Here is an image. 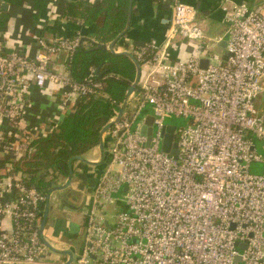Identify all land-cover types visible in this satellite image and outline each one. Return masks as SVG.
<instances>
[{
    "label": "built area",
    "instance_id": "built-area-1",
    "mask_svg": "<svg viewBox=\"0 0 264 264\" xmlns=\"http://www.w3.org/2000/svg\"><path fill=\"white\" fill-rule=\"evenodd\" d=\"M163 1L171 3L163 40L137 46V88L121 117L114 121L115 110L109 118L105 167L85 183L78 248L45 228L40 234L46 191L9 175L8 161L51 130L25 120L32 87L58 86L66 104L101 83L94 71L77 81L64 63L55 68L79 46V33L40 37L32 55L0 39V127L9 128H0V264H65L64 249L69 264H264V154L255 143L264 150V108L255 106L264 92V0H220L217 36L193 5ZM171 116L187 118L174 126L175 157L161 150Z\"/></svg>",
    "mask_w": 264,
    "mask_h": 264
},
{
    "label": "trees",
    "instance_id": "trees-1",
    "mask_svg": "<svg viewBox=\"0 0 264 264\" xmlns=\"http://www.w3.org/2000/svg\"><path fill=\"white\" fill-rule=\"evenodd\" d=\"M152 1L158 3L162 0ZM128 2H73L67 4L64 16L79 25L92 26L93 30L86 35L99 43H107L123 29ZM128 45L125 43V46ZM137 49V46L132 48L134 55ZM59 59L73 80L82 81L94 71L101 86L94 93L79 96L71 114L51 124V130L45 136L32 139L24 153L8 161L9 175L19 176L25 185L41 191H47L51 181L67 176L70 157L84 155L98 144L100 129L108 122L113 111L118 109L135 73L134 64L127 56L112 54L104 48H94L87 40L76 47L70 58L62 54ZM3 138L7 142L11 140L8 135H3ZM46 176L51 178L47 182L44 181Z\"/></svg>",
    "mask_w": 264,
    "mask_h": 264
},
{
    "label": "crops",
    "instance_id": "crops-1",
    "mask_svg": "<svg viewBox=\"0 0 264 264\" xmlns=\"http://www.w3.org/2000/svg\"><path fill=\"white\" fill-rule=\"evenodd\" d=\"M80 1L92 2L93 0H0V39L8 49L19 50L28 55H32L37 49V41L41 37H38L39 35H42V37L45 36L44 38H51L68 37L79 33L81 37L87 38L86 40L92 43L91 40L93 39L86 35L87 32L93 30L92 26L79 25L76 21L64 16L67 4ZM183 1L196 8L197 18L206 33L211 36H217L223 33L224 23L223 12L219 6L220 0ZM234 1L254 4L262 0ZM2 4L6 5L5 10L1 8ZM170 5L171 3L165 1L155 3L152 0H132L129 27L115 42L113 46L114 50L116 52L127 50L132 53L133 47L141 46L144 43L154 42L155 44H159L163 40L164 32L169 21ZM125 25L126 22L124 27ZM109 42L104 44H108ZM125 43H129V45L125 46ZM60 65H62V62H60L58 57L55 68L60 70ZM29 99V104L25 108V120L27 123L43 129L51 126L53 123L59 122L66 114H71L78 98H70L66 104H63L61 88L48 85L40 89L32 87ZM255 106L258 110L264 108V92L256 97ZM0 128L5 131L9 129L6 125H2ZM259 149L264 154V150L260 146L257 150L259 151ZM93 151L94 148L90 149L88 151L90 156L86 158L97 161L99 158V150H97L98 155L96 157L93 156ZM83 156L85 157V155ZM106 160L107 154L102 163L89 165L90 169L86 170L89 177L83 174L87 178V181L90 183L97 181L99 174L105 167ZM253 166L256 167V164ZM85 177L83 183L85 182ZM59 212L56 210L53 211L51 219L58 217ZM62 212L64 213V211ZM79 223L80 220L77 222V227H74L72 231L76 248L79 247L81 241V225ZM49 226H54V223ZM45 229H47V226Z\"/></svg>",
    "mask_w": 264,
    "mask_h": 264
},
{
    "label": "water",
    "instance_id": "water-1",
    "mask_svg": "<svg viewBox=\"0 0 264 264\" xmlns=\"http://www.w3.org/2000/svg\"><path fill=\"white\" fill-rule=\"evenodd\" d=\"M1 8L5 10L6 5L2 4ZM131 8H132V0H129L126 25L124 29L114 39H112L108 44L98 43V42L91 40L95 48H104V49L109 50V52H111L112 54H120V55L127 56L134 64V68H135L134 78L125 91L124 99L122 103L120 104V107L116 113L114 121H117L121 117L122 113L124 112L130 96L132 95V93L135 92L137 88L138 80L140 77V62L137 60L134 54L127 50L116 52L113 48L118 38H120V36H122L129 27L130 19H131ZM3 16L5 15L3 14ZM86 39L87 38L85 37H81L79 44H81V42ZM224 45H225V41H222L221 46L224 47ZM206 64H207V60L201 59L200 61L201 67H205ZM152 121H153V116L147 115L145 118L144 124L141 128V132L145 134L147 137V141H146L147 144L149 143L150 136L152 133ZM110 124L111 122H107L99 131V135H98L99 140H98V146H97L99 150V158L97 161L89 160L83 155H74L68 159V173H67L64 183L59 184V185H56L55 184L56 182L54 181H51L49 183V188L46 191V201H45V206H44L43 215H42V219L40 223V229H39L41 235H43V230L46 224L53 225L54 223V220H52L51 218H48V212L53 206L64 211L66 220H70L71 213L74 212L76 209L74 207H70L67 204H64L66 199L73 201L75 203V206L77 204L78 205L80 204L84 196L83 193L81 191H76L72 189L70 185L72 176H73L72 161L79 160L88 165H97V164L102 163L106 157V144H105L104 135ZM174 129L175 127L173 125L171 124L166 125L165 132L162 138L161 150L175 157L178 153V150L176 147V142L173 139ZM104 223L106 224V222ZM61 252L68 255V260L66 261L65 264H69L73 257L72 252L68 249L66 250L64 249V251H61Z\"/></svg>",
    "mask_w": 264,
    "mask_h": 264
},
{
    "label": "rangeland",
    "instance_id": "rangeland-1",
    "mask_svg": "<svg viewBox=\"0 0 264 264\" xmlns=\"http://www.w3.org/2000/svg\"><path fill=\"white\" fill-rule=\"evenodd\" d=\"M111 53V52H110ZM122 103V102H121ZM120 103V104H121ZM119 104V107H120ZM118 107V109H119ZM117 109V110H118ZM149 112H151L150 107L147 105L143 108L141 114L138 116L137 120H139L143 114H148ZM167 124H171L173 126H175L176 128H179L180 126H184L187 123V118L185 117H176V116H171L166 120ZM256 146L257 148H259L260 146V141H256ZM94 148L93 151V156L96 157L98 155V149H97V145ZM260 151V149H259ZM85 157L90 156L88 152H86ZM73 176H72V180H71V188L76 190V191H82L84 192V201L86 200V196L88 195V191L84 188L85 187V183L87 182V176H88V172L86 171L87 169H90L89 165L86 163H83L79 160H74L73 161ZM254 164V163H253ZM253 171H260L261 169V164H256V167L253 166ZM86 175L85 176H83ZM85 179V182L83 183V180ZM66 177H61L59 178L57 181H55L56 185L62 184L64 183ZM51 178L50 176H46L44 178V181H49ZM85 189V190H84ZM63 213V212H62ZM60 213L58 217L53 218L54 220V226H48L47 227V231L50 233H53L59 237H61L62 239L66 240V241H71V239L74 241L73 238V228L77 227V222L80 220L81 217V209H76L74 212L71 213V218L70 220H66L65 218V213ZM53 215V213H51V211L49 212L48 218H51V216ZM55 216V215H54ZM65 222V223H64ZM77 238V237H76ZM52 259H57L58 256L57 254H51Z\"/></svg>",
    "mask_w": 264,
    "mask_h": 264
},
{
    "label": "flooded vegetation",
    "instance_id": "flooded-vegetation-1",
    "mask_svg": "<svg viewBox=\"0 0 264 264\" xmlns=\"http://www.w3.org/2000/svg\"><path fill=\"white\" fill-rule=\"evenodd\" d=\"M81 202H82V204L81 205H76L75 206V203L73 202V201H70L69 199L67 200L66 199V201H65V203L64 204H67V205H69L70 207H74L75 209H81L82 207H83V202H84V196H83V198H82V200H81ZM74 205V206H73ZM54 209V210H53ZM51 213L53 212V211H57V212H61L62 213V211L61 210H58V208L57 207H55V206H53L51 209ZM50 210H49V212H50ZM49 212H48V215H49ZM52 220H53V218H52ZM46 226L48 227L49 225L48 224H46ZM45 226V227H46Z\"/></svg>",
    "mask_w": 264,
    "mask_h": 264
}]
</instances>
